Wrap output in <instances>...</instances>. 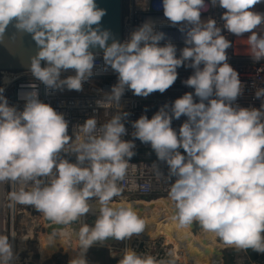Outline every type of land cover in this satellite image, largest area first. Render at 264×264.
<instances>
[{"label": "clouds", "instance_id": "1", "mask_svg": "<svg viewBox=\"0 0 264 264\" xmlns=\"http://www.w3.org/2000/svg\"><path fill=\"white\" fill-rule=\"evenodd\" d=\"M258 2L162 0L165 17L173 24L186 22L181 25L182 31L187 28L185 46L177 55L171 41L159 43L165 33L155 29L151 18L123 41L108 43L110 31L99 24L105 9L96 0H0V35L13 20L17 29L32 34L38 48L28 70L47 87L80 90L92 74L95 53L90 47L96 45L103 49L105 64L118 73L111 91L96 101L116 111L102 124L88 116L76 125L74 137L65 115L39 99L34 84L20 93L22 109L8 103L0 86V182L19 185L10 199L34 206L53 223L71 225L93 208L90 198H95L99 211L94 224L72 228L78 241L72 247L79 253L68 264H88L83 253L94 242L122 240L144 229L145 220L132 203L113 202L121 191L117 181L134 155V141L124 139L128 113L120 111L119 101L125 86L141 96L164 92L182 64L194 69L183 81L194 93L186 91L150 118L141 114L132 121V135L150 143L157 159L168 165L167 178L175 177L168 197L181 227L196 221L227 245L264 251V101L259 108L232 103L242 92V81L227 60L231 42L215 18L201 19L210 4L224 8L223 28L238 36L250 32L248 53L260 60L264 31L258 35L253 29L264 22V13L252 7ZM70 68L74 74L62 77ZM255 96H264V86ZM181 116L187 118L177 132L171 121ZM62 152L75 153V161ZM13 255L8 235L0 232V264H12ZM117 264L175 261L125 247Z\"/></svg>", "mask_w": 264, "mask_h": 264}, {"label": "built area", "instance_id": "2", "mask_svg": "<svg viewBox=\"0 0 264 264\" xmlns=\"http://www.w3.org/2000/svg\"><path fill=\"white\" fill-rule=\"evenodd\" d=\"M252 7L254 10L264 13V0H259ZM224 11L225 9L218 4H210L206 10L201 11V19L206 20L208 17L215 18L217 24L221 26L222 34L231 42L230 46L226 49L227 60L237 70L242 81V92L232 103L244 107L254 106L259 108L262 101H264V96L256 97L255 91L258 87L264 86V58L253 60L248 53L250 49L246 38L250 35V32H245L238 36L223 28L221 15ZM148 18L154 21L156 30L165 33L164 39L159 41V43L163 44L171 41L176 45L177 55H180V50L185 46L184 35L187 31V28L182 31L181 25L186 22L181 21L173 24L165 17L162 0L124 1L121 41L127 38L134 28ZM253 30L257 31L258 35L261 34L264 31V22ZM94 53L95 62L92 74L83 82V87L80 90H70L66 87L63 89L49 88L36 80L28 69L0 70V86L4 88L3 94L7 97L9 104L22 109L25 100L20 96V93L31 90L29 86L34 84L38 91L39 99L50 103L58 112H62L65 115V119L68 121V133L74 137L76 125L83 123L88 116H96L97 123L102 124L109 120L111 115L116 111L115 108H102L96 103L105 93L111 91L112 85L117 82L118 73L110 65L105 64L103 52ZM41 63L43 64L44 61ZM193 71L194 69L191 66L180 65L177 68V78L172 85L164 92L157 90L147 96L135 95L131 89L125 86V91L120 97L119 104L121 105L120 111L128 113L123 118L126 128L124 139L134 141V155L130 157L129 166L124 178L117 181L121 191L117 196H114L116 199L127 197L152 200L168 197L169 184L174 182L175 177L167 178L168 165L164 161L157 159V155L151 148L150 143L141 142L132 135L134 132L132 121L137 119L141 114H147L150 118L165 104L170 108L175 98L183 95L186 91L194 93L192 86L183 83ZM74 72L75 70L71 68L63 70L61 76L74 74ZM194 99L198 100L199 97H196L194 94ZM186 118V116H181L180 118L173 117L171 123L177 132ZM71 146L72 144L70 143L68 147L71 148ZM179 150L182 153L184 152L183 148ZM62 155L72 161L76 159L75 153L62 152ZM14 188H18V184L7 181L0 182V232L8 235L10 243L12 238H14L12 264H28L31 260L28 252L30 251L29 242L34 240L35 234H37L38 241L40 242L39 234L46 229V217L41 212L39 213L32 205H28L27 210L18 208L17 202L12 201L9 197V193ZM171 207H174V202ZM90 217L94 216L89 215L85 219V223L89 225ZM18 233L22 237H19ZM19 240L25 243V247H21ZM125 247L134 248L141 255H152L157 260H168L171 258L174 259L175 264H185L175 256L170 245H165L157 240L145 241L140 239V237H135L133 240H129L128 237L123 239L120 254L118 256L110 254L111 258L116 260L118 258L119 260ZM224 249H222L223 253ZM38 250L41 253L40 248ZM23 252L26 255H23ZM262 252L256 251V258L250 259L247 251L244 249V253L248 256L249 264H264ZM85 257L88 264L98 263L97 261L88 259L87 252ZM221 261L222 264H225L223 256H221ZM34 264L42 263L39 260V262H34Z\"/></svg>", "mask_w": 264, "mask_h": 264}, {"label": "bare ground", "instance_id": "3", "mask_svg": "<svg viewBox=\"0 0 264 264\" xmlns=\"http://www.w3.org/2000/svg\"><path fill=\"white\" fill-rule=\"evenodd\" d=\"M90 200H95V198H90ZM141 201L149 206V211L145 216L146 225L138 235H134L129 240L140 237V239L145 241L157 240L165 245H172L175 256L181 259L185 264H222L221 258L214 255L215 252H219L218 250L222 247V242L218 241L215 234L206 232L202 228L200 233L195 234L191 229L193 222L188 226L181 227L176 219V215L170 216L164 212L167 202L170 201L168 197H161L149 201L140 198L127 199L124 197L120 200H113L114 203H136ZM98 211V207L90 208L89 212L83 214L82 217L71 221V225L46 221L47 226L45 230L46 232H50L49 234L51 236L58 235L59 232H65V235L67 233L65 240L68 244L70 253H72L74 249L72 246L78 243L72 234L73 229L78 230L81 222L85 223V219L89 215L94 216L89 218L90 225L94 224ZM41 235L40 240L42 238ZM110 240L111 244H117L114 245V247L118 246L117 248H119V250L121 249L122 245H118L121 240H117L114 237H111ZM41 242H43V240H41ZM11 244L14 250V238H12ZM20 245L21 247H25L24 242H20ZM40 250L43 253V244H41Z\"/></svg>", "mask_w": 264, "mask_h": 264}, {"label": "water", "instance_id": "4", "mask_svg": "<svg viewBox=\"0 0 264 264\" xmlns=\"http://www.w3.org/2000/svg\"><path fill=\"white\" fill-rule=\"evenodd\" d=\"M96 4L98 7L105 9V13L99 24L102 29L110 31L108 43H111L113 39L121 41L123 0H96ZM37 48L38 46L33 40L32 34L17 29L13 20L6 26L4 33L0 35V70L29 69L31 57L35 55ZM90 50L93 52H103V49L99 45L91 46ZM46 221L50 222L47 218ZM110 238L107 237L105 241H109ZM223 254L221 250V256Z\"/></svg>", "mask_w": 264, "mask_h": 264}, {"label": "rangeland", "instance_id": "5", "mask_svg": "<svg viewBox=\"0 0 264 264\" xmlns=\"http://www.w3.org/2000/svg\"><path fill=\"white\" fill-rule=\"evenodd\" d=\"M124 1H126V0H123V5H124ZM122 198L116 199L115 197H113V200H120ZM124 198H127V197H124ZM127 199H132V198H127ZM90 201H92V203H93V208L97 207L95 205V200H90ZM116 203H120V202H116ZM132 204L140 211V213H141V215H142V217H143V219L145 220V223H146V218L143 215L146 214L147 211H149V206L146 205V203H143L142 201L141 202L132 203ZM193 223H194V227L193 226L191 227L192 231L195 234L200 233L201 226L199 225V223L196 222V221H193ZM45 226H47V223L45 224ZM43 233L44 234H48V236H51L49 234L50 232H46V230L43 231V232H40L39 237L42 234L41 235L42 236L41 240H43ZM18 234H19V237H22L20 235V233H18ZM58 234H64L65 235V232H59ZM138 234L139 233H133L128 238L131 239L134 235H138ZM66 235H67V233H66ZM217 239H218V241L222 242V244H221L222 247L220 246L221 248L218 250L219 252H215V254L214 253L213 254L221 258V250L223 248H225L224 249V254H223L224 262L227 260V256H228V258L232 259L231 262L227 261L225 264H248V262H249L248 261V256H247L246 253H244V249L237 248V247L233 246L234 248H237V249L231 256L228 253H229L230 249L232 248V245H226L219 237H217ZM41 240L39 242L38 238H37V234H35L34 240L29 242L28 246H29V250L30 251H28V252H29V256L31 257V260L29 261L28 264H34V262H39V260L41 261L42 264H59L58 261L61 264H68V262L70 260L69 259V254H68L69 248L67 247L68 244H67L65 238H64V240L63 239H57V240L58 241H63L66 244V250L68 248L67 251L65 250L64 247H59L58 250L52 256H49V257H46V258L42 257V259H41V253H39V250H38V248H40V246H41V243L43 244L45 242H53L54 240H50V241L49 240H44L43 242H41ZM19 243H20V240H19ZM114 245H117V244H114ZM114 245L111 244V240L92 244L86 250L87 257L90 260L97 261L98 263H96V264H105V262L108 261V260H116V259H112L111 258L110 252H115L116 255L118 256L120 254V250L121 249L119 250V248H117L118 246L114 247ZM118 245H120V246L122 245V240L120 241V244L118 243ZM170 246L172 248V245H170ZM77 251H79L78 248H74L72 250V253H70V251H69L70 258H72L73 256H76ZM172 251L174 252L173 248H172ZM86 252L83 253L84 256L86 255ZM174 254H175V252H174ZM23 255H26V254L24 253ZM117 262H118V258H117L116 262H111L110 261L108 264H117Z\"/></svg>", "mask_w": 264, "mask_h": 264}, {"label": "trees", "instance_id": "6", "mask_svg": "<svg viewBox=\"0 0 264 264\" xmlns=\"http://www.w3.org/2000/svg\"><path fill=\"white\" fill-rule=\"evenodd\" d=\"M147 200V199H145ZM149 201V200H148ZM173 204L172 201H168L166 207H165V213L170 215V216H173V215H176V210H175V207H171ZM148 212V211H147ZM147 212L146 214H144L143 216L145 217L147 215ZM65 238V235L64 234H58V235H54V236H48V234H44L43 233V241L44 240H54L53 242H45V247H46V251H47V254L48 256H52L57 250L59 247H64L65 250H66V244L63 242V241H58L57 239H63L64 240ZM231 247V246H230ZM237 248H234L232 247L229 251L228 254H230L232 256V254L236 251ZM250 257V259H254L256 258L257 256V253L255 250L249 248V249H245ZM67 251V250H66ZM79 253V251H77L76 255ZM227 254V253H226ZM262 257L264 259V251L262 252ZM116 262L117 260H108L105 262V264H108L109 262ZM229 261L231 262L232 259L231 258H228L227 256V260L225 261V263ZM59 264H61L59 261H58ZM249 264V263H248Z\"/></svg>", "mask_w": 264, "mask_h": 264}, {"label": "crops", "instance_id": "7", "mask_svg": "<svg viewBox=\"0 0 264 264\" xmlns=\"http://www.w3.org/2000/svg\"><path fill=\"white\" fill-rule=\"evenodd\" d=\"M66 236V235H65ZM42 244V243H41ZM114 245V244H113ZM68 247V246H67ZM43 248H44V250H43V253L41 252V250H40V252H41V258L42 257H49L48 256V254H47V251H46V247H45V243H43ZM67 250H68V248H67ZM68 254H69V259H70V253H69V250H68Z\"/></svg>", "mask_w": 264, "mask_h": 264}, {"label": "flooded vegetation", "instance_id": "8", "mask_svg": "<svg viewBox=\"0 0 264 264\" xmlns=\"http://www.w3.org/2000/svg\"><path fill=\"white\" fill-rule=\"evenodd\" d=\"M18 187H19V185H18ZM17 205H18V208H20L21 210H27L28 205H26V204H20V203H17ZM43 231H41V232H43Z\"/></svg>", "mask_w": 264, "mask_h": 264}]
</instances>
